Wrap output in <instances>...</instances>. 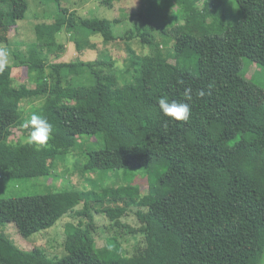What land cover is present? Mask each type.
Returning <instances> with one entry per match:
<instances>
[{
  "label": "trees",
  "instance_id": "trees-1",
  "mask_svg": "<svg viewBox=\"0 0 264 264\" xmlns=\"http://www.w3.org/2000/svg\"><path fill=\"white\" fill-rule=\"evenodd\" d=\"M42 1L55 6L54 21L38 23L25 54L0 68V264H264V128L245 122L239 76L245 59L264 68V0H237L240 19L220 32L198 24V5L209 0H147L123 30L122 19L107 14L116 0H100L106 12L92 15L70 11L63 0ZM29 5L0 0V45L11 43ZM77 26L105 45L139 40L150 52L128 54L121 67L110 53L50 61L65 46L58 36ZM15 66L28 69L27 80L15 78ZM161 96L189 103V120L165 116ZM258 100L263 105L247 117L262 122L264 96ZM29 107L53 125L39 148L10 140L14 128L25 129ZM38 159L46 172L29 168ZM135 171L142 183L132 181ZM122 174L123 183L108 181ZM40 175L52 190L6 194L8 184H44ZM128 213L137 226L123 221ZM68 214L78 220L66 225L61 256L2 233L15 224L28 237ZM99 217L110 222L99 228L110 234L102 247Z\"/></svg>",
  "mask_w": 264,
  "mask_h": 264
},
{
  "label": "rangeland",
  "instance_id": "rangeland-1",
  "mask_svg": "<svg viewBox=\"0 0 264 264\" xmlns=\"http://www.w3.org/2000/svg\"><path fill=\"white\" fill-rule=\"evenodd\" d=\"M66 2V5L70 8V11L75 10L79 14L82 15H92L96 13H101L105 11L104 7L100 4V0H63ZM147 2V0H116L114 1L115 5L107 11L108 16L111 18H120L122 22L118 24V29L123 30L124 22L132 24L136 21L134 17H137L139 14V7L142 3ZM29 8L26 12L25 17L19 21L17 27L10 32V44H1L0 49L6 50L8 53L7 60L4 62L5 64H13L16 60L15 54H25L27 49V43L30 41H34L37 37L35 28L38 23H50L54 21L55 18V6L49 2H43L42 0H29ZM200 16L198 17L199 26L204 27L212 32H220L223 24L232 23L237 21L241 17V13L238 7L237 0H209V2L201 1L198 5ZM106 12V11H105ZM137 13V14H136ZM58 42H63L64 49L58 50L51 55L50 61L56 62L61 60H72L77 57L83 59H92L96 58L99 54L106 55L110 53L114 58L117 66L121 67L123 65V61L125 57L132 53L137 56H143L150 52V47L142 44L139 40H131L127 42L114 43L110 45H105L103 42V38L98 35L96 32L87 31L79 26H77L72 33H62L58 36ZM104 49L108 51L103 52ZM13 75L18 81H25L28 79V69L22 66H15L12 70ZM245 84L243 99L245 102V113L243 112V116H246V121L248 122V126L253 127L255 129L264 128V120L260 122L258 113L256 115L258 117V121H255V117L253 114L247 117V112L250 109L256 108L257 105H263L258 98H261V95L264 96V68L259 67L253 62H250L248 59L243 60V69L241 71V75ZM261 87V88H259ZM246 91H250L247 92ZM259 93V95L257 94ZM37 104L39 105L40 102ZM36 108L29 107L25 117V121L30 118V116L35 113L39 114ZM264 109V106H263ZM29 133L26 129H22L20 127H16L13 130V133L10 136V140L16 141L20 138L23 140L27 137ZM59 169L56 170L57 173H60L61 170H64L69 164V160L58 162ZM31 170L41 172L43 169L46 172V168L43 165L42 160L29 161L28 164ZM27 165V166H28ZM13 172V165H8L7 173L8 175ZM136 176L133 177L132 181L140 182L144 180L142 178L141 171H135ZM134 172V173H135ZM106 179L108 178V174L104 173ZM99 177V176H98ZM80 177L72 175V180L76 181ZM44 176L40 175L39 178L36 179L38 183L39 181L44 183ZM62 180V179H61ZM63 181V180H62ZM109 182L115 183H123L124 177L123 174L117 177L116 180H108ZM62 185L61 187H68V181H59ZM58 183V185H59ZM82 187V186H79ZM142 188H146V184H142ZM62 189V188H60ZM52 190L48 183L40 184L34 186L32 182H29L27 185L23 186H15L14 184H8L6 188L7 195L20 194L25 195L28 193H36L42 191ZM79 207V206H78ZM78 217H73L71 215L63 216L54 226L49 227L45 230L38 231L36 233L31 234L28 237H24L20 234L15 224H7L4 226L2 233H4L8 238L12 241H15L19 246L32 249L36 246L43 247L47 253L51 256H61L65 254L64 241L66 238V225L69 222H77ZM123 221L131 224L132 226H137L138 221L133 213H128L123 217ZM97 226V243L99 247H102L107 243V237L110 235L107 232H103V228L101 231L99 228L102 226H110V222L106 220V218L99 217L96 219ZM99 231V233H98ZM127 243V242H126ZM134 243V240L128 242V247ZM126 248L127 244H123ZM132 250V247L130 248Z\"/></svg>",
  "mask_w": 264,
  "mask_h": 264
},
{
  "label": "clouds",
  "instance_id": "clouds-1",
  "mask_svg": "<svg viewBox=\"0 0 264 264\" xmlns=\"http://www.w3.org/2000/svg\"><path fill=\"white\" fill-rule=\"evenodd\" d=\"M8 53L6 50L0 49V68L3 67L4 62L7 60ZM183 83V81H179ZM212 85H209L211 88ZM192 89H185L183 95L186 100L190 101ZM199 96H204L205 92L199 90L197 93ZM158 105L162 113L176 121H188L191 116V106L187 102H181L177 100H169L166 96H161L158 98ZM25 129H30L29 134L23 140V143L28 145H34L36 147H42L49 141L53 125L43 116L33 113L28 120L23 123Z\"/></svg>",
  "mask_w": 264,
  "mask_h": 264
}]
</instances>
